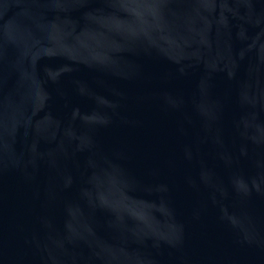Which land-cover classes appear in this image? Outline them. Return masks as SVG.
Masks as SVG:
<instances>
[{
  "label": "water",
  "instance_id": "95a60500",
  "mask_svg": "<svg viewBox=\"0 0 264 264\" xmlns=\"http://www.w3.org/2000/svg\"><path fill=\"white\" fill-rule=\"evenodd\" d=\"M0 264H264V0H0Z\"/></svg>",
  "mask_w": 264,
  "mask_h": 264
}]
</instances>
